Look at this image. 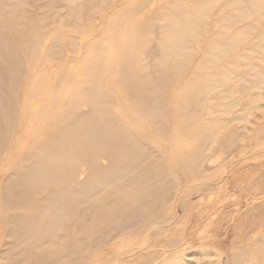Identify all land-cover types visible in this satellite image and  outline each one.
Wrapping results in <instances>:
<instances>
[{
  "label": "rangeland",
  "instance_id": "obj_1",
  "mask_svg": "<svg viewBox=\"0 0 264 264\" xmlns=\"http://www.w3.org/2000/svg\"><path fill=\"white\" fill-rule=\"evenodd\" d=\"M11 1L0 0V104L5 107L0 113V264H36L55 248L25 258L24 243L10 245L16 240L8 233L14 227L10 216L32 215L44 195L21 206L16 180L7 184L67 125L93 118L101 120L103 130L111 122L116 139L129 135L145 153L143 167L157 170L145 196L134 201L120 196L126 208L103 215L105 225L125 219L131 201L138 205L156 195L155 213L162 200L177 193L165 213L173 209L182 224L183 213L214 208L220 217L206 228L195 218L188 222L216 241L186 247L183 258L211 264L216 253L257 264L256 254L264 249L255 244L264 233L255 225L264 220V0ZM187 18L200 42L179 39L176 51L163 49L171 23L183 28ZM217 48L225 50L220 57L214 55ZM252 94L258 95L256 103ZM122 146L117 141L96 165L78 162L79 175L65 184L80 192L78 185L107 173L132 152V144H125L118 158ZM70 165L64 164L66 173ZM161 181L171 190L163 198L156 189ZM183 197L189 199L185 210L178 207ZM135 222L124 231L133 232L130 240L148 227L141 218ZM63 233L61 243L70 242L72 256L61 262L86 264L74 259V249L89 245L88 219L78 227L68 224Z\"/></svg>",
  "mask_w": 264,
  "mask_h": 264
},
{
  "label": "bare ground",
  "instance_id": "obj_2",
  "mask_svg": "<svg viewBox=\"0 0 264 264\" xmlns=\"http://www.w3.org/2000/svg\"><path fill=\"white\" fill-rule=\"evenodd\" d=\"M15 2L19 3L20 0H12L10 3L16 5ZM238 15L244 17L245 13L242 12ZM171 25L174 26V29L170 30V34L162 40L163 49L176 51L179 47V39L186 42L189 38H194L196 42H200L191 34L194 31V21L189 18L183 19V28L176 27V23H171ZM241 41L242 37L235 39L236 44ZM7 52L9 53L10 50ZM224 52L225 50L217 48L214 55L220 57ZM220 74L222 75V73ZM258 82L260 81L255 82V87ZM255 95L251 97V102L256 103ZM91 99L97 102L94 95L91 96ZM154 107L152 106V108ZM4 111L5 107L0 104V113H4ZM98 112L102 113L101 110ZM117 141L123 145L118 158L122 156L125 144H132V152L124 154L121 161L107 173L98 176L88 184L78 185L81 191L73 193L70 189L72 185L65 183L79 175L78 162H90L92 165H96V161L100 157L113 151L112 147ZM37 155L38 157L26 172L17 173L7 184L9 187L11 182L16 180L17 203L21 206L27 205L34 196L44 195V202L32 215L14 214L10 216V222L14 227L8 228L10 236H14L16 239L10 245L24 243L25 258L30 256L34 250L45 252L50 245L55 246L54 249L48 250L46 260L36 264H63L61 262L63 257L72 256L70 255L72 250L70 242L61 243L66 236L63 231L70 223L72 226H81L83 217L88 219L91 233L90 242L89 245L76 244L74 259L77 262L86 260V264H190L192 262L183 258L182 254L186 247H192L197 242L201 245H208L216 241L212 236L210 238L213 239L210 240L209 236L204 235L205 229L198 230L196 226L190 224L187 226L193 218L205 223V228L216 222L220 217L214 208L213 210L205 209L195 214L191 213L188 216L183 213V224L178 219V214L173 213V209H167L168 213H165L169 204L174 203L177 199L175 196L177 193L171 194L169 185L164 181L157 183L156 189L162 198L169 193L171 196L160 202L155 213H151V210L152 205L158 202L156 195H148L149 199L146 201L132 205L136 197L145 196V185L153 179L157 170L150 171L143 167L145 153L129 135L115 138L111 122L107 121L106 130L102 129L101 120L95 118L87 123L77 122L75 125H67L50 142L41 147ZM65 163L71 164L70 171L67 173L64 167ZM182 191L180 190L179 193L182 194ZM120 196H126V199L133 197V201L128 204L131 206L130 212L125 219L118 221L117 224L109 225L108 223L105 225L103 215L114 216L126 208V204L119 200ZM188 200L183 197L178 204L179 209L185 210ZM140 218L148 227L142 228L144 234L141 237L130 240L133 238V232L124 231ZM255 225L261 226V229L264 228V220H258ZM115 227L117 228L114 231L109 232V228L114 229ZM217 241H219L218 238ZM256 242L264 244V233L255 240L256 247H260L261 245ZM252 243L250 242V244ZM9 249L12 247L9 246ZM100 250L103 252L99 253ZM209 253L206 254L209 255ZM214 256L216 260H212L211 264H237L239 262L250 264L248 260H240L237 256L230 261L227 255L224 259L219 258L216 253ZM256 261L257 264H264V249L256 254ZM209 262L206 261L202 264H209Z\"/></svg>",
  "mask_w": 264,
  "mask_h": 264
}]
</instances>
